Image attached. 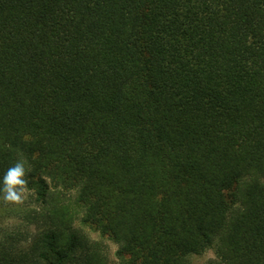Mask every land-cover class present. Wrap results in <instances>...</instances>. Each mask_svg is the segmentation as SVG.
Wrapping results in <instances>:
<instances>
[{
	"label": "trees",
	"instance_id": "16d2710c",
	"mask_svg": "<svg viewBox=\"0 0 264 264\" xmlns=\"http://www.w3.org/2000/svg\"><path fill=\"white\" fill-rule=\"evenodd\" d=\"M17 162L0 264H264V0H0Z\"/></svg>",
	"mask_w": 264,
	"mask_h": 264
},
{
	"label": "rangeland",
	"instance_id": "374dc122",
	"mask_svg": "<svg viewBox=\"0 0 264 264\" xmlns=\"http://www.w3.org/2000/svg\"><path fill=\"white\" fill-rule=\"evenodd\" d=\"M23 206L25 205L24 204L12 205L5 200H0V223L4 226L8 224L17 223L19 216L18 212L20 209L23 208ZM91 236L94 239H99L97 234L91 233ZM106 243L109 248L110 257L114 258L115 252L117 250V246L111 241H106ZM215 249L216 248H212L202 255L191 256L190 261L192 262V264H206L209 260L215 258Z\"/></svg>",
	"mask_w": 264,
	"mask_h": 264
},
{
	"label": "clouds",
	"instance_id": "9594fccd",
	"mask_svg": "<svg viewBox=\"0 0 264 264\" xmlns=\"http://www.w3.org/2000/svg\"><path fill=\"white\" fill-rule=\"evenodd\" d=\"M23 175L24 167L19 162L5 172L2 179H0V184L3 186L0 190L3 191L5 199L13 201L19 199V193L22 191L24 184Z\"/></svg>",
	"mask_w": 264,
	"mask_h": 264
}]
</instances>
